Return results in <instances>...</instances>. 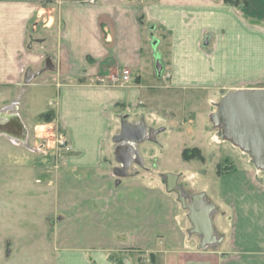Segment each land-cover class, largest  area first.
Segmentation results:
<instances>
[{
	"label": "crops",
	"instance_id": "obj_1",
	"mask_svg": "<svg viewBox=\"0 0 264 264\" xmlns=\"http://www.w3.org/2000/svg\"><path fill=\"white\" fill-rule=\"evenodd\" d=\"M255 1L0 0V113L26 131L48 114L39 125L69 147L40 172L49 264H264V169L210 118L227 92L264 88ZM122 68L129 85L93 82ZM122 119L155 131L135 149L156 163L119 177ZM221 159L232 167L217 173ZM177 191L201 213L190 220Z\"/></svg>",
	"mask_w": 264,
	"mask_h": 264
},
{
	"label": "rangeland",
	"instance_id": "obj_2",
	"mask_svg": "<svg viewBox=\"0 0 264 264\" xmlns=\"http://www.w3.org/2000/svg\"><path fill=\"white\" fill-rule=\"evenodd\" d=\"M256 3L259 4L260 10L264 7V0H256ZM168 77L164 75L165 80H168ZM146 83L149 82L146 81ZM194 99H198L201 109L205 108L206 103L203 97H191L190 101ZM188 100L189 98L185 99V102ZM181 109L182 107L179 106L177 110ZM211 109L215 111L216 105H212ZM178 116L180 119L192 117L183 111ZM34 122L36 126L28 128L25 141L0 134V264H49L46 261V248L49 245L48 237L53 226L48 221L49 217L44 218L42 213L47 209L51 200L49 193L43 196L39 192V187L47 179V175H42L40 172L43 169H52L54 164L59 162L55 155V148L59 150L62 147L58 143L62 138L55 135L50 126L44 127L45 124L40 126L39 124L43 122L40 118ZM141 152L144 151L138 148L139 156H142ZM186 152L185 160L198 159L200 154L197 149H189ZM41 154L44 158L38 159V155ZM48 157L50 160H47ZM48 161L52 163V167H46L45 164ZM148 161L144 160L141 164L132 163L127 173L132 174L133 170L145 168L146 163L149 165L156 163L154 160ZM210 162L211 165L214 163L213 160ZM164 163L165 165L169 164L170 167L178 165V161L175 159ZM230 163L228 160L222 159L217 162L215 166L217 173L232 167L229 165ZM113 165L117 168L121 166V163L116 160V156L113 158ZM188 179L190 180L188 184L195 187L213 183L212 177H205L201 180L193 175ZM184 198L185 203L188 204L190 198Z\"/></svg>",
	"mask_w": 264,
	"mask_h": 264
},
{
	"label": "water",
	"instance_id": "obj_3",
	"mask_svg": "<svg viewBox=\"0 0 264 264\" xmlns=\"http://www.w3.org/2000/svg\"><path fill=\"white\" fill-rule=\"evenodd\" d=\"M156 68L160 73L161 64L158 59L156 60ZM210 118L215 126L222 128L224 136L248 152L255 166L264 169L263 87L227 92L216 104V110L211 113ZM154 135L155 131L153 129L147 130L143 121L135 124L122 119L120 134L116 136L115 141L123 142L122 145L126 148L123 153L116 149V160L121 163V166L116 167L114 172L117 175H126L132 163L141 164L142 159L138 155L135 145L145 140H154ZM177 193L178 200L184 208L189 210L190 220L201 213L200 210H195V204H197L195 197H190V201L186 204L182 192L177 191Z\"/></svg>",
	"mask_w": 264,
	"mask_h": 264
},
{
	"label": "bare ground",
	"instance_id": "obj_4",
	"mask_svg": "<svg viewBox=\"0 0 264 264\" xmlns=\"http://www.w3.org/2000/svg\"><path fill=\"white\" fill-rule=\"evenodd\" d=\"M7 116L8 119L6 123L1 124L2 122L0 120V134H4L16 140L24 141L27 131L25 130V127L22 124L20 118L14 114H8ZM122 143L117 146V151L120 153H123L126 148L124 145H122Z\"/></svg>",
	"mask_w": 264,
	"mask_h": 264
},
{
	"label": "built area",
	"instance_id": "obj_5",
	"mask_svg": "<svg viewBox=\"0 0 264 264\" xmlns=\"http://www.w3.org/2000/svg\"><path fill=\"white\" fill-rule=\"evenodd\" d=\"M93 82L99 85L126 86L131 82V71L127 68H122L118 71L108 74L106 77H95V80ZM58 143L65 150L69 149L64 139H61Z\"/></svg>",
	"mask_w": 264,
	"mask_h": 264
},
{
	"label": "trees",
	"instance_id": "obj_6",
	"mask_svg": "<svg viewBox=\"0 0 264 264\" xmlns=\"http://www.w3.org/2000/svg\"><path fill=\"white\" fill-rule=\"evenodd\" d=\"M227 2H230V3H232V4H237V3H241V0H226ZM243 2H245V1H243ZM242 6H244V5H242ZM41 119H43V120H47L48 119V114H45V115H42L41 116ZM186 151H188V150H185L184 152H183V157L185 158V156H186Z\"/></svg>",
	"mask_w": 264,
	"mask_h": 264
},
{
	"label": "flooded vegetation",
	"instance_id": "obj_7",
	"mask_svg": "<svg viewBox=\"0 0 264 264\" xmlns=\"http://www.w3.org/2000/svg\"><path fill=\"white\" fill-rule=\"evenodd\" d=\"M10 114V113H1V117H0V120H1V124L3 123H6L7 122V119H8V116L7 115ZM1 135H4V134H1ZM6 136V135H5Z\"/></svg>",
	"mask_w": 264,
	"mask_h": 264
}]
</instances>
